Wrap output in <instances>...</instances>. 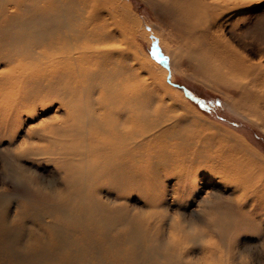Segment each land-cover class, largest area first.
<instances>
[{"label": "bare ground", "instance_id": "obj_1", "mask_svg": "<svg viewBox=\"0 0 264 264\" xmlns=\"http://www.w3.org/2000/svg\"><path fill=\"white\" fill-rule=\"evenodd\" d=\"M143 1L159 12L163 26L170 27L165 37L158 34L161 44L165 45L166 40L179 44L168 50L171 70H179L187 63L190 77L224 86L230 110L264 131V64L251 62L238 52L222 30L234 7L247 0ZM111 2L0 0L1 42L7 40L8 34L13 35L10 40L18 41L24 33H42L33 37V45L39 49L37 57L43 60L33 66L23 64L19 53L8 49L2 52L5 45H0V59L10 66L6 75H0V96L8 102L9 114L19 112L25 105L21 104L25 98L21 91L26 84H54L57 89L53 93L51 87L39 91L61 101L68 98L74 107L77 101L81 107L74 116L72 131L79 139L76 152L86 150L93 158L87 178L92 173L97 178L104 175L108 185L119 194L135 188L163 194L162 186L157 187L151 176L159 171L155 168L159 159H153L163 157L167 170L162 168V175L176 171L175 185L181 183V189L191 187L193 180L189 176L194 173L195 177L202 171L218 177L219 182L230 183L234 191H251L252 201L236 205L239 219L234 230H245L246 220H260L264 215V180L252 175L254 167L249 159L235 153L241 144L230 143L226 135L210 132L212 127L207 122L178 112L176 106L159 96L156 80L166 76L161 66L133 52V61L149 75L139 72L125 78L123 62L129 56L126 50L132 51L133 45H124L123 41L118 46L112 44L113 35L108 30ZM115 16L127 26H140L120 6L113 9ZM82 93L86 100L74 99ZM94 94L96 103L91 101ZM88 215L87 219L73 223V230L82 239L71 242L70 257L52 261L48 258L47 264H264V254L243 263L238 260L240 254L233 250L223 252L215 242L211 246L204 244L202 260L194 262L177 239L160 246L159 251L155 245H146L149 239H143L137 230L126 229L112 236L117 222L113 217L106 218L97 207ZM229 226L227 222H217L215 227L226 233ZM14 259V264H43L35 258L23 261L17 254Z\"/></svg>", "mask_w": 264, "mask_h": 264}, {"label": "rangeland", "instance_id": "obj_2", "mask_svg": "<svg viewBox=\"0 0 264 264\" xmlns=\"http://www.w3.org/2000/svg\"><path fill=\"white\" fill-rule=\"evenodd\" d=\"M111 1L108 30L113 35L112 44L118 46L123 41L124 45H133L132 51L126 50L129 56L123 62L125 78L139 72L149 75L133 61V52L161 66L166 76L156 80L159 96L176 106L178 112L207 122L212 127L210 132L221 133L228 137V142L241 144L235 153L249 159L254 167L252 175L264 180V131L230 110L224 86L190 77L187 63L179 70H171L168 50L179 44L167 40L165 45L161 44L159 33L165 37L170 27L163 26L157 10L143 0ZM119 6L131 20L140 22L138 28L125 25L119 16L113 17V9ZM231 15L222 28L226 40L251 62L264 64V0H247L235 6ZM41 34L24 33L18 41L10 40L13 35L8 34L7 40L0 41V45H5L1 50L19 53L23 64L33 66L43 60L37 57V45H33V37ZM9 69L0 59V75H6ZM27 85L21 91L25 95L21 104L25 105L17 113L10 115L8 102L0 96V264H14V254L23 261L40 259L43 264L49 263L48 258L68 259L71 242L82 239L73 230V223L87 219L94 207L117 222L112 236L126 229L137 230L139 236L149 239L146 245H155L162 251L160 246L169 243L174 234L194 262L202 260L201 247L209 241L223 252L233 250L240 254L238 260L243 263L264 254V215L260 220H246L245 230H234L239 219L236 205L252 201L251 191H234L230 183L219 182L218 177L202 171L195 177L194 173L189 176L193 180L191 187L181 189V183L175 185L176 171L162 175V168L167 169L163 167L166 160L160 157L153 159H159V166H155L159 171L151 176L157 187L162 186L163 194L142 188L116 193L104 175L86 176L93 158L86 150L76 152L79 139L72 129L74 116L81 111L77 101L74 107L68 98L61 101L39 91L51 87L53 93L57 89L54 84ZM79 95L74 99L86 100L85 93ZM92 97L91 101L96 103L97 94ZM217 222L229 223L228 232L217 230Z\"/></svg>", "mask_w": 264, "mask_h": 264}, {"label": "clouds", "instance_id": "obj_3", "mask_svg": "<svg viewBox=\"0 0 264 264\" xmlns=\"http://www.w3.org/2000/svg\"><path fill=\"white\" fill-rule=\"evenodd\" d=\"M176 239H177L176 236L173 234V236L171 237L169 243L170 244L171 243H174L176 241ZM208 244H209V246H211L213 244V242L212 241H209Z\"/></svg>", "mask_w": 264, "mask_h": 264}]
</instances>
